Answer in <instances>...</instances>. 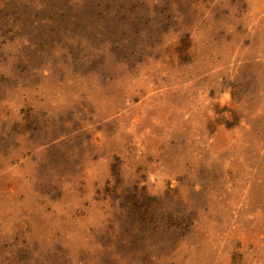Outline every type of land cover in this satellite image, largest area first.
I'll return each instance as SVG.
<instances>
[{
	"label": "rangeland",
	"instance_id": "obj_1",
	"mask_svg": "<svg viewBox=\"0 0 264 264\" xmlns=\"http://www.w3.org/2000/svg\"><path fill=\"white\" fill-rule=\"evenodd\" d=\"M0 264H264V0H0Z\"/></svg>",
	"mask_w": 264,
	"mask_h": 264
}]
</instances>
